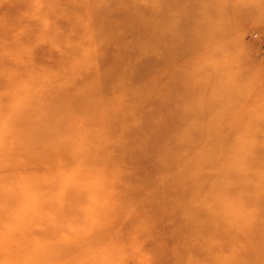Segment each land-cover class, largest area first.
Listing matches in <instances>:
<instances>
[{"label":"rangeland","instance_id":"1","mask_svg":"<svg viewBox=\"0 0 264 264\" xmlns=\"http://www.w3.org/2000/svg\"><path fill=\"white\" fill-rule=\"evenodd\" d=\"M258 3L0 0V264H264Z\"/></svg>","mask_w":264,"mask_h":264},{"label":"bare ground","instance_id":"2","mask_svg":"<svg viewBox=\"0 0 264 264\" xmlns=\"http://www.w3.org/2000/svg\"><path fill=\"white\" fill-rule=\"evenodd\" d=\"M260 3V2H259ZM255 4V7L254 6H248V7H244L242 10H244V11H241L240 13H237V12H235V9H233L231 6H229L230 7V10H231V12L232 13H234L235 15H236V17H237V20L240 22V24L244 27L245 26V24H247V27H248V29H247V31L250 29V28H253V29H256V30H263V32H264V13L261 11V13H260V8L264 11V7L262 8L261 7V5L260 4ZM263 6H264V4H263ZM257 11H259L258 12V14L259 15H257ZM234 15V16H235ZM245 16V17H244ZM254 17H255V19L256 20H254ZM258 17H260V19L258 18ZM254 20V21H253ZM250 27V28H249ZM251 30V29H250ZM222 88V87H221ZM220 88V89H221ZM188 112V111H187ZM245 129V128H244ZM245 141H246V137L244 136V137H241L240 138V141H239V145H237L236 146V148L233 150V148H229V152L231 153V154H229V156L230 155H234V154H236L237 153V150L241 147V146H243V144L245 143ZM246 144V143H245ZM232 147V146H231ZM48 149V148H47ZM49 151H50V148H49ZM7 221H9V220H7ZM6 222V221H5ZM5 222H3V224H0V227L1 228H3V230H5V228H6V224L7 225H10V224H8V223H5ZM1 240V245H0V255H5L7 252H8V250H10L11 248L13 249L14 248V246H13V243L12 244H10V245H4V241L6 242H9V240H7V239H4V238H1L0 239ZM178 240H180V239H178V238H174L173 239V242L175 243V244H173V245H177L178 244ZM172 242V243H173ZM21 245H19L18 246V248H17V255H18V257L19 256H21V255H23L22 254V252H23V247H20ZM0 259H1V256H0ZM75 262H77V259H74L72 262H70V264H72V263H75ZM21 264H23V263H21ZM44 264V263H43Z\"/></svg>","mask_w":264,"mask_h":264}]
</instances>
